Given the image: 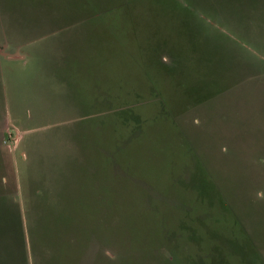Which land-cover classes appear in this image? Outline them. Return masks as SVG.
Instances as JSON below:
<instances>
[{"label": "rangeland", "instance_id": "1", "mask_svg": "<svg viewBox=\"0 0 264 264\" xmlns=\"http://www.w3.org/2000/svg\"><path fill=\"white\" fill-rule=\"evenodd\" d=\"M0 264H264V0H0Z\"/></svg>", "mask_w": 264, "mask_h": 264}]
</instances>
